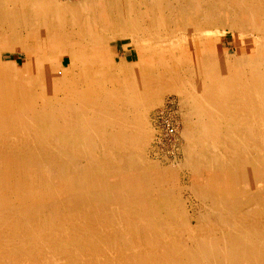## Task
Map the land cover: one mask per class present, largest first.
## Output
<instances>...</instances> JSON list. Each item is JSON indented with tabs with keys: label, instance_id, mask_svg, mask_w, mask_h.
<instances>
[{
	"label": "bare ground",
	"instance_id": "obj_1",
	"mask_svg": "<svg viewBox=\"0 0 264 264\" xmlns=\"http://www.w3.org/2000/svg\"><path fill=\"white\" fill-rule=\"evenodd\" d=\"M147 1L146 14L138 12L135 20L127 16L122 23L117 19L112 32L137 37L145 42L141 48L158 54L142 60L136 53L130 73L104 45L74 49L71 67L61 60L66 57L61 48H53L56 56L40 64L49 69L52 90L48 94L37 75L36 102L23 91L25 74L32 68L4 60V48L16 45L1 43L0 264H264V54L258 45L238 63L218 56L221 39L195 34L202 24L207 26L203 32L228 26L232 15L239 22H232L231 30L245 32L249 22L260 21L264 3ZM178 1L191 8L187 17L172 21L162 6ZM17 2L33 4L57 28L72 22V9L62 2ZM158 39L162 41L155 46ZM135 42L132 48H140ZM99 58L115 69L95 74L85 70ZM205 62L208 68H200ZM67 81L71 86L76 82L79 92L66 91ZM170 93L194 106L199 119L185 133L182 166L191 173L187 186L174 184L171 169L163 170L146 157L157 132L150 127L149 112ZM38 101L43 103L37 114L48 122L44 126L35 122L32 111ZM71 104L74 109L68 111ZM37 160L45 166L43 172L63 181L41 195L31 184ZM125 165L133 171H118ZM119 179L126 189L109 188V182ZM184 189L192 191L201 208H187ZM123 197L130 199L129 205L113 204Z\"/></svg>",
	"mask_w": 264,
	"mask_h": 264
},
{
	"label": "rangeland",
	"instance_id": "obj_2",
	"mask_svg": "<svg viewBox=\"0 0 264 264\" xmlns=\"http://www.w3.org/2000/svg\"><path fill=\"white\" fill-rule=\"evenodd\" d=\"M56 1L62 2L67 7L72 9L71 24H68V23L62 24L61 26H58L59 28H57V26H55V22L51 21L48 18V16H45L42 14L38 15L37 14L38 12L33 8V4L28 5L29 2L25 3V5L22 6L21 4L17 2V0H8L7 2L4 0H0V5H1L0 6V13H1L0 23L2 24L3 22L6 24V25L0 24V34L1 35L3 34L2 36L0 35V46L2 42L8 44L11 47L16 45V47L4 48L6 50L4 51L3 59L12 61L14 64H17L18 66L17 68H20V69H23V68L25 69L27 68V66L32 68L29 71L30 72L29 75L27 73L25 74V77H26L25 81L27 82H25L23 91H24L26 98L27 97L31 98L33 99V101L37 99L36 97L39 91L34 81L37 75L39 77L41 76L43 80L42 87L47 90L48 94L51 92L52 84L49 82L50 79H48V77L50 76L47 73L49 69H47L46 67V69L48 70L46 72L45 68H43L42 66L41 67L42 69H41L40 66L42 65V62H45L48 59L54 58V56H56L54 53L55 49L53 48H56V49L61 48V50L63 51V55L66 56L63 58L61 56V60L69 64L71 67L70 61H71V57L73 58L74 49H78V50L79 49L90 50L93 48L102 49L104 48L102 47V45H104L105 49H107L108 53L113 57L114 62L116 64L122 63V65L123 63H125V66L128 68L130 73L132 72V68H134V64L136 60V53H139V58H141L142 60L149 59V57H152V55L158 54L157 51H152V54H151L148 52L149 51L147 50L148 48H141L145 46V42L143 43L137 37H134V38L131 36L124 37L123 34L118 35V33H116L115 31H113L114 33H116L115 36H112L114 22L117 21V19L120 23H122L125 21V19L128 18L127 16H129L130 20H135L138 17L139 13L144 14L142 12H145L146 14V10L149 7V3L147 0H130V1L129 0H56ZM95 1H98L99 3L98 6L97 4H95ZM255 1L258 2V0H255ZM259 3H264V0H260ZM46 4L47 2H44L43 6L45 7ZM169 4H165V5L163 4L162 6L163 8L162 7L161 8L164 9L166 18L167 16H169L172 18V21L176 19H180L181 17L182 18L187 17L189 9L191 8V5L188 4L187 1H178V2L169 3ZM9 6H10V9H9ZM16 6H17V9H16ZM43 6L41 7L44 10ZM182 8L184 11L182 10ZM155 9L157 10L156 4H155ZM8 10L10 13L8 12ZM16 10L19 12V14ZM259 15H261L260 21L259 22L253 21V22H249L248 24L246 23L247 25L245 24L246 25L245 30H244L245 32H242V33L241 31H239V29H237V31L235 32L231 30L232 28L231 23L239 22L238 19L232 15L230 17V23L228 22L229 24L228 26L226 27L218 26L217 28L213 30L211 29L210 32H203V31H200V29L202 28V26L203 27H207V26L205 24H202L201 27H198V29L196 28L195 34L201 37L210 39V41H214L216 38L221 39V41L219 40L217 44L218 56L222 57L226 55L229 57H233L234 61L238 60L236 62L240 63L244 58H246L245 55L254 54L255 48L258 45H260L259 51L263 52L264 54V32H262V30H264V19H261V18H264V13L262 14L260 13ZM24 20H27V21L25 22ZM52 22H53V25H51ZM142 24L144 25L143 22ZM226 24H227V21H226ZM50 26L52 27V29H49ZM16 27H18L19 29ZM45 28L47 29L46 31H45ZM141 31L143 32L144 28ZM142 32H139V33L142 34ZM175 32L178 33V31H175ZM62 33H65V34H62ZM208 33L210 34L207 35ZM17 35H19L20 37H17ZM85 36L86 38H84ZM131 41H134V42L136 41L135 43H138L137 47H140V45L141 47L132 48ZM161 41H162L161 39H158V41L154 42L153 44L155 46H158L160 45ZM153 44H150V45H153ZM157 49L159 50V48ZM52 52L54 54H52ZM90 52L92 51H89V54H92ZM56 54H59V53H56ZM162 57H164V55ZM157 58H160V57L157 55ZM252 65L256 66L254 63H252ZM208 66H209L208 62H205L200 65V68L207 69ZM111 69H115V66L107 67L106 64H103V61H101V59L99 58V61L94 62V64H90V66L87 67L85 70H87L89 73H91L92 71V73L95 74V73L101 72V70L103 72L105 71L107 73H110L112 72ZM62 72L64 74L65 71H62ZM76 72L78 71L77 69L74 68L72 70V73L75 74ZM67 73L70 74V68L69 70H67ZM59 77L63 78L64 76L62 77V75L59 74ZM0 81H1V78H0ZM64 81L65 80L63 78L61 79L60 82L62 83ZM28 82L29 84H27ZM95 82L98 83V85L101 83V81H97V80ZM70 84L71 83H68L67 81V86L65 87L66 88L65 90L66 91L71 90L73 91V93L74 92L78 93L79 88L77 89L76 87L77 83L75 82L73 86H71ZM8 88L10 87L8 86ZM65 90L60 93V96H59L60 98L65 97L64 96L66 95ZM182 100L183 98L180 94L170 93L164 97V99L162 100L160 104L154 106L149 112L150 127L155 132L156 131L157 132H156L155 138L153 137V140L151 144L149 145L150 148L148 147L146 151V157L148 158L151 164H154L155 166H158L159 168H162L163 170H165L166 168L171 169V171L174 174L173 175L174 184H177V185L182 184L183 186H187L191 184V180H190L191 173L185 168H183L182 166L184 164V161H185L184 159L186 157L185 150H186V147L188 146V141L186 139L185 133L187 132V130L190 129V126H192V124L196 120H199V119H197L196 116L193 115V112H194L193 109L195 107L193 106V108H191L190 105L186 104L185 100L184 101ZM37 103L40 105L35 104L34 106L35 108L33 107L32 109V111L34 110L33 113L35 115L34 116L36 120L35 122L39 126H44V124H46L47 122L46 119L45 118L41 119L42 117L40 116V114H37V112L40 111L38 110L39 108L37 106H41L43 102L41 103V101H38ZM8 105H10V103ZM44 105H47V104L44 103ZM73 109H74V104H71L70 107L67 108L68 111L73 110ZM161 110H164V111H161ZM168 124L171 125L170 128L173 129L172 132L166 128ZM83 159H82L83 164L86 165L88 163V160L85 158ZM41 162L42 161H39V162L38 160L36 161L37 164L34 166L35 168L34 175L36 177L31 182L33 189H36V191L39 192L40 195L43 192L57 188L60 184L63 183V181L62 180L60 181L59 179H57V177L52 172H43L45 171V166ZM110 166H114V165L110 164ZM123 170L125 171V173L123 174H128L129 172L133 171L129 169L128 165H125L122 168H119L118 171L121 172ZM112 171L113 170L111 168L110 172ZM202 175L207 176L206 173H202ZM116 182L119 184H117ZM116 182L115 184L112 182H109L108 183L109 188L116 189L118 187L121 189H126L127 184L125 183V181L119 179ZM130 182H131V178H130ZM97 183L99 185V181ZM122 183L124 184V186L121 185ZM92 185L95 186L94 183H92ZM102 188L104 187H99V189L101 190ZM93 189L95 188L93 187ZM186 190L187 189H184L182 191L184 194L182 200L186 201L187 208L189 209H192L193 207L201 208L199 206L198 199L192 194V191L190 189H188L187 191ZM40 200H42V198ZM113 200H114V203H113L114 205H117L119 203L128 204V205L130 204V199L128 197L115 198Z\"/></svg>",
	"mask_w": 264,
	"mask_h": 264
},
{
	"label": "built area",
	"instance_id": "obj_3",
	"mask_svg": "<svg viewBox=\"0 0 264 264\" xmlns=\"http://www.w3.org/2000/svg\"><path fill=\"white\" fill-rule=\"evenodd\" d=\"M173 102H174V101H173ZM161 111H164V110H161ZM170 127H171V125H169V124L166 126V128H167L169 131L172 132L173 129H171Z\"/></svg>",
	"mask_w": 264,
	"mask_h": 264
}]
</instances>
